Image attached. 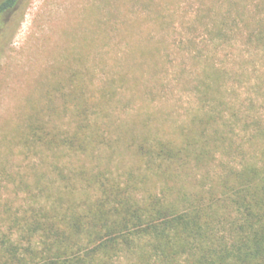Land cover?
<instances>
[{
  "label": "trees",
  "instance_id": "16d2710c",
  "mask_svg": "<svg viewBox=\"0 0 264 264\" xmlns=\"http://www.w3.org/2000/svg\"><path fill=\"white\" fill-rule=\"evenodd\" d=\"M20 1L2 0L0 14ZM174 1L144 0L158 28L166 19L158 6ZM196 4L184 23L203 41L180 43L177 79L189 73L196 105L180 123L147 105L128 121L114 113L116 81L138 92L141 78L130 71L93 91L69 68L66 89L57 81L44 95L48 108L27 120L20 141L39 154L32 180L19 178L25 203L1 206L0 264H264V0ZM143 21L133 24L144 44L136 41L132 55L154 72L166 42H151ZM224 49L230 65L216 57ZM237 123L247 148L234 145ZM232 151L239 164L223 160Z\"/></svg>",
  "mask_w": 264,
  "mask_h": 264
},
{
  "label": "rangeland",
  "instance_id": "374dc122",
  "mask_svg": "<svg viewBox=\"0 0 264 264\" xmlns=\"http://www.w3.org/2000/svg\"><path fill=\"white\" fill-rule=\"evenodd\" d=\"M173 3L168 8L164 2L158 6L161 17L166 18L163 28H158L151 16L153 9L144 0H21L13 10L0 15V212L7 200L14 207L25 203V194L17 185L26 174V179L32 180L30 173L39 164V154L33 155L32 148L20 144L23 127L29 118L36 119L43 105L48 108L49 99L44 95L52 96L57 81H62L66 89L69 68L82 71L93 91L107 79L117 80L125 71L138 75L141 79L136 96L131 85L115 83L120 103L114 113L125 121L144 111L145 105L150 111L162 110L177 123L182 121L184 111L194 109L195 90L186 80L189 73L177 81L184 55L179 45L193 37L200 47L203 32L192 31L184 23L195 14L196 0ZM169 12L173 14L170 21ZM137 18L146 20L140 28H149L151 42L162 37L166 42L163 51L168 56L154 72L147 70L148 61L144 64L132 55L136 41L144 44L143 33L133 32ZM102 28L107 29L106 36ZM227 52L224 49L216 57L223 61ZM231 58L227 57L224 64L230 65ZM136 62L142 65V74L131 70ZM186 68L189 71V66ZM234 85L238 99L246 100V87L238 82ZM234 130V145L247 148L244 125L237 123ZM49 159L41 170L48 169ZM77 160L71 158L73 163ZM223 160L236 165L240 157L232 151ZM4 172L14 178L5 180Z\"/></svg>",
  "mask_w": 264,
  "mask_h": 264
},
{
  "label": "flooded vegetation",
  "instance_id": "af4514ba",
  "mask_svg": "<svg viewBox=\"0 0 264 264\" xmlns=\"http://www.w3.org/2000/svg\"><path fill=\"white\" fill-rule=\"evenodd\" d=\"M0 3H1V1H0ZM17 5H18V4H17ZM17 5H16V6H17ZM16 6H15V7H16ZM15 7H14V8H15ZM14 8H13V9H14ZM13 9H11V10H13ZM11 10H10V11H11ZM7 12H8V11H7ZM2 14H3V13H2ZM0 15H1V14H0Z\"/></svg>",
  "mask_w": 264,
  "mask_h": 264
}]
</instances>
